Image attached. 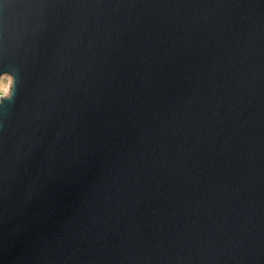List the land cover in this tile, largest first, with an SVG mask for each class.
Returning <instances> with one entry per match:
<instances>
[{"label":"water","instance_id":"water-1","mask_svg":"<svg viewBox=\"0 0 264 264\" xmlns=\"http://www.w3.org/2000/svg\"><path fill=\"white\" fill-rule=\"evenodd\" d=\"M5 70L0 264H264V0H0Z\"/></svg>","mask_w":264,"mask_h":264},{"label":"clouds","instance_id":"clouds-1","mask_svg":"<svg viewBox=\"0 0 264 264\" xmlns=\"http://www.w3.org/2000/svg\"><path fill=\"white\" fill-rule=\"evenodd\" d=\"M0 79H7L10 82L8 88H0V105H3L5 101H12L17 82L16 77L7 70L0 73Z\"/></svg>","mask_w":264,"mask_h":264},{"label":"rangeland","instance_id":"rangeland-1","mask_svg":"<svg viewBox=\"0 0 264 264\" xmlns=\"http://www.w3.org/2000/svg\"><path fill=\"white\" fill-rule=\"evenodd\" d=\"M8 83L7 79H0V88H8Z\"/></svg>","mask_w":264,"mask_h":264}]
</instances>
